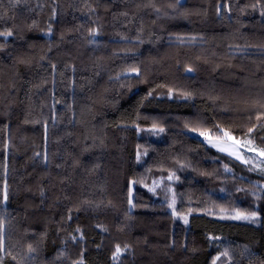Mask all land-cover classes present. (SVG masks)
Listing matches in <instances>:
<instances>
[{"label":"trees","instance_id":"16d2710c","mask_svg":"<svg viewBox=\"0 0 264 264\" xmlns=\"http://www.w3.org/2000/svg\"><path fill=\"white\" fill-rule=\"evenodd\" d=\"M226 133L264 152V0H0V264H264Z\"/></svg>","mask_w":264,"mask_h":264},{"label":"rangeland","instance_id":"374dc122","mask_svg":"<svg viewBox=\"0 0 264 264\" xmlns=\"http://www.w3.org/2000/svg\"><path fill=\"white\" fill-rule=\"evenodd\" d=\"M176 39L180 40H199L200 38L198 36H187V35H178L174 36ZM135 124V122L133 123ZM153 131H155L153 129ZM204 137V136H203ZM206 143L212 147L217 152L223 153L241 163H251L254 165L255 168H261L264 169L262 166V162H264V155H261L262 152L255 150L250 146L248 143L241 142L240 140H236L232 138L229 135H223L220 137H209L205 136ZM171 176H167L166 178L159 177L156 180H153L150 184L144 185L145 188L152 193L156 195L159 190H162L164 192L165 197L163 198L167 202V208L172 213L173 217L180 221L181 223H185L188 214H178L175 211L174 203H175V197L174 193L172 191L171 186ZM225 216L229 218H241V219H248L251 216L245 215V214H226Z\"/></svg>","mask_w":264,"mask_h":264},{"label":"snow or ice","instance_id":"6c2138e0","mask_svg":"<svg viewBox=\"0 0 264 264\" xmlns=\"http://www.w3.org/2000/svg\"><path fill=\"white\" fill-rule=\"evenodd\" d=\"M7 35H11V33H7ZM225 135H227V133ZM261 155H264V152H262ZM119 251H120V249L117 248V252H119Z\"/></svg>","mask_w":264,"mask_h":264}]
</instances>
